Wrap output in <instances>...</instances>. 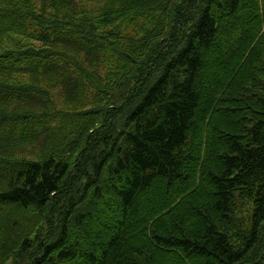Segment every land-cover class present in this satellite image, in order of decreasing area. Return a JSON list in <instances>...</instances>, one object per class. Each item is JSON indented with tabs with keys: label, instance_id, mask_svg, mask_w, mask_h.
I'll list each match as a JSON object with an SVG mask.
<instances>
[{
	"label": "trees",
	"instance_id": "obj_1",
	"mask_svg": "<svg viewBox=\"0 0 264 264\" xmlns=\"http://www.w3.org/2000/svg\"><path fill=\"white\" fill-rule=\"evenodd\" d=\"M0 240L12 264H264V0H0Z\"/></svg>",
	"mask_w": 264,
	"mask_h": 264
},
{
	"label": "rangeland",
	"instance_id": "obj_2",
	"mask_svg": "<svg viewBox=\"0 0 264 264\" xmlns=\"http://www.w3.org/2000/svg\"><path fill=\"white\" fill-rule=\"evenodd\" d=\"M65 198H66L65 195L56 196L54 211L49 213L50 214L49 216L53 217V219L58 221V222H59V220L61 218V215L63 214V208L62 207H64L63 205H64ZM80 204H78V210H84L85 208L81 207ZM109 210L110 209L107 207L106 211L108 212ZM250 210H251V202H250V200H243V201H240L238 203L236 215L239 217L241 222H244V223L248 222V219H249V216H250ZM110 211L112 212L113 210H110ZM36 213L39 216H41L42 218H44L46 216V210L45 209L43 210L42 213H38V212H36ZM27 214H31V216L32 215L36 216V214L34 212H32V211L30 213H27ZM44 214H45V216L43 217ZM79 215L80 214L76 213L75 218L78 219ZM32 218H34V217H32ZM42 218L40 219V221L42 220ZM73 221L74 220H72V222ZM71 234H72V229L70 231V236H71ZM79 236L80 237H78V240H79V243L82 244V246H85L86 244L89 243L88 239L86 237L82 236V233H80ZM69 239H72V237H70ZM13 243H14V241H13ZM8 248H9V245L5 244L3 246L2 241L0 240V264H12L11 261H12L13 257L9 253H6V252L9 251Z\"/></svg>",
	"mask_w": 264,
	"mask_h": 264
}]
</instances>
